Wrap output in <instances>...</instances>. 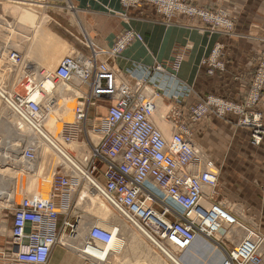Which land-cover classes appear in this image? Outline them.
<instances>
[{
    "label": "built area",
    "instance_id": "built-area-1",
    "mask_svg": "<svg viewBox=\"0 0 264 264\" xmlns=\"http://www.w3.org/2000/svg\"><path fill=\"white\" fill-rule=\"evenodd\" d=\"M13 1L39 4L45 0ZM142 3L154 5L157 13L167 17L175 13L186 17L198 16L224 33L234 31L232 18L222 8L206 11L189 5L185 0H120L124 9L136 8ZM141 38L129 28L108 50L92 49L91 55L73 53L64 56L51 74L56 81L74 83L72 85L77 90L74 121L63 125L62 141L69 143L83 135L89 143L86 127L102 129L103 136L97 146L91 147L95 148V153L90 156L93 160L100 158L103 165L97 170L91 157H84L86 166L91 161V166L86 168L88 174L76 176L62 169L56 170L48 198L28 196L12 206L11 247H5L0 241V257L8 258L15 243L13 259L17 264H46L62 232L68 229L72 235L77 226V221L70 218L60 222L61 215L67 216L66 209L61 210V199L72 189V182L77 188L86 179L91 188L129 224L145 235L144 230L148 231L155 239L152 243L161 251L163 248L185 250L196 236L213 240L224 230L245 228L236 216L213 198L218 191V177L207 167L205 157L193 144L191 129L179 122L167 141L152 123L151 98L143 96V90L147 89L145 81L136 79L129 82L119 76L115 67L98 58L100 54L114 57L129 42ZM220 53L221 45L218 44L202 63L223 69ZM13 56L14 52H11L10 58ZM179 61L178 55L173 68H178ZM259 68L244 100L205 96L190 108V120L197 122L209 111L221 118L232 115L238 126L251 129V142L258 144L264 127L261 114L254 105L258 103L264 83V60L260 61ZM153 69L163 71L161 64H155ZM151 94L153 97L155 93ZM15 103L16 112L27 124L42 119L40 101L16 94ZM98 107L105 108L106 113L88 124L89 109ZM171 116L177 120L180 117L175 109L171 110ZM24 157L26 160L34 159L32 147L24 150ZM245 230L248 231L247 228ZM112 236V232L96 224L91 225L85 241L75 251L98 263L106 261L109 250L102 249L100 245L108 244ZM261 243V238L255 240L247 234L230 250H224L220 264H264Z\"/></svg>",
    "mask_w": 264,
    "mask_h": 264
},
{
    "label": "crops",
    "instance_id": "crops-1",
    "mask_svg": "<svg viewBox=\"0 0 264 264\" xmlns=\"http://www.w3.org/2000/svg\"><path fill=\"white\" fill-rule=\"evenodd\" d=\"M186 1L205 8L224 9L233 20V34H225L219 29L201 30L203 24L199 19L191 20L183 15H175L165 22L152 5L143 3L136 8L124 9L120 0H50L52 10L49 15L71 51L86 56L91 55L92 49H108L126 29L132 28L140 34L141 40H132L118 55L100 54L98 58L115 67L119 76L129 82L145 81L146 87L155 93V109L163 117L164 114L167 116L163 124L168 127L167 136L173 135L179 122L185 123L191 129L192 142L205 157L207 167L213 172L217 169L221 174L219 189L232 202V213L245 227L264 226V192L261 190L264 186V137L260 144H253L250 129L238 126L232 115L221 118L208 112L197 122L189 118L190 108L208 94L234 101L245 99L254 69L260 60H264V0ZM68 5L71 7L67 8ZM217 44L221 45L225 70L209 75L201 62ZM178 55L180 61L175 69L173 62ZM25 64L18 63L22 67ZM155 64H161L163 71L154 70ZM256 108L264 123V91ZM172 109L178 111V120L170 116ZM5 111L2 106L0 133L4 134L6 126L1 129V125L6 123ZM105 113L103 107L90 108L87 121ZM86 128L93 130L90 126ZM13 139L17 143L25 142L23 137H0L2 150L12 149L8 145ZM11 160L6 162L13 164ZM243 236L238 232L236 241ZM0 241L5 243L2 230ZM215 242L208 241L209 244ZM224 249L229 248L219 249L222 256ZM10 250L8 258L0 257V264H17L13 259L16 250ZM46 264L99 263L71 248L55 245Z\"/></svg>",
    "mask_w": 264,
    "mask_h": 264
},
{
    "label": "rangeland",
    "instance_id": "rangeland-1",
    "mask_svg": "<svg viewBox=\"0 0 264 264\" xmlns=\"http://www.w3.org/2000/svg\"><path fill=\"white\" fill-rule=\"evenodd\" d=\"M186 2H188L189 5L196 6L197 8H200V9L206 10V11H214V10L219 9V7H213L212 6V7L205 8V7H201V6L195 5V4H193V3L189 2V1H186ZM42 4H45L46 7H44V9H41L42 10V11H40L41 13L40 12L39 13H37V12L33 13L32 14V19L31 18H21L20 19L21 24H23L24 26H29L28 23H30V22L34 23V28L33 29L31 28L30 30H28V32L31 33V34L28 35L29 38L27 37L26 39H23L20 42V47H19L20 50L18 51V49H19L18 46L13 45L14 47H11V48L7 47V51L4 53V56L6 55L5 57H7V56H10V53L13 51L14 52V56H15L14 58L17 57V58H19V60L17 59V60H13L12 61L11 59L7 60V58L3 59L2 57H0V84L2 86L6 87V89H12V86L14 85V82H15L16 78L19 76L20 71L23 72V71L32 70V68L30 69V67H29V65H31V63H36V66H38V68L40 67L38 70H40L42 68V63L43 62H45L47 60H50V58H52V60H55V58L57 57L56 60L53 61V63H54L53 68H52V71H53L54 68L56 67V65L58 64V62H59L61 57H63L64 55H67V54H69L71 52H75V51H71V48L63 40V37H61V34L57 33L58 30L56 28H59V27L58 26L56 28L54 27L55 26L54 22L52 21L50 15H49L51 10H52L49 7L51 5L50 0H45L44 2H42ZM144 4H149V3H144ZM22 5L30 6L32 4H28L27 3V4H22ZM33 5H35V4H33ZM149 5H152V4H149ZM152 6L155 9V6L154 5H152ZM70 7L71 6L69 5V8ZM13 8L14 7H13L12 4L7 3V1H5V0H0V27H1L0 30L2 29V30H5V31H8V33L6 34L8 39H6V37H5V39H2L3 42L0 41L3 44H4V42L5 43L8 42V40L10 42H12V40L16 41V39H17L15 34L13 33V31L14 32H17V31L16 30L11 31V27H9V25H8L10 22L13 21L12 18H11V17L14 16L13 12L15 10H17L15 8L14 9ZM158 14L162 17V19L165 22H168V20H170V18L173 17V16L167 17L166 15L160 14V13H158ZM175 15H182V14L175 13L174 16ZM187 18H189L191 20L199 19L200 22L203 24V26L201 27V30H207V31L212 32L215 29H217V28H215L213 26V24L211 22L203 20L202 18H200L198 16H196V17H187ZM11 25H12V23H11ZM126 30H124V31H126ZM225 34L230 35L229 33H225ZM232 34H233V32L231 33V35ZM12 38H14V39H12ZM56 49L57 50H61V52H60V54L58 56L56 55V57H54L55 55L53 53V50L57 51ZM213 49L214 48H212L210 50L209 54L205 57L206 59H208L210 57ZM205 58H203V59H205ZM219 59L222 60L223 63H224V67L221 70L220 69L218 70V69H216L214 67H209L207 63H206V65H204L201 62V64L205 67L207 74L212 75V74H214L215 71L223 72L225 70V62L221 58V53H220ZM20 61L26 62V64H25L26 66L25 67L19 66L18 63ZM260 61L258 62L257 66L254 69L253 78L256 77V75L258 73V69H260L259 68ZM209 70H211L210 73H209ZM37 72L40 73L43 76V74L41 72H39V71H37ZM253 78H252V80H253ZM34 82L37 83L36 81H34ZM57 83L60 84L61 82L57 81ZM251 83H252V81H251ZM251 83H250V85H251ZM72 84H74V83H69L67 85H69L70 87H74V85H72ZM14 87L15 86H13V88ZM55 91L56 90H54L52 88L51 91L45 92V93L49 94V95H47L45 97V99H47V97L50 96L51 98L50 97L49 98L51 100H55L56 97H57V93ZM263 91H264V83H263V85L261 87V95H260V97L258 99V103L261 100ZM67 94L69 95L71 93L69 92ZM209 95L215 96L214 94H208L206 96H209ZM71 98L73 99L72 100L73 102H71V104L69 106V113H70L69 114V119H66L65 121L64 120L62 121V119H60L59 114L56 112L57 109L56 110H55V108L53 109V107H55L56 105L55 106L53 105V107L51 108V110L52 109L53 110L52 111L49 110V112L47 110V109H49V106L43 105L45 113H47V112L50 113L51 117L55 116L54 117L55 119L53 117L51 118V121L52 122L54 121L53 122L54 124H52V126H53L52 128H53V130H55V132H58V135H60V130H61V128L63 127V125L65 123H70V122L73 121V108H74L75 104H77V102H76L75 95H74V97L72 95ZM74 98H75V100H74ZM50 102H52L51 105H50V107H51L54 102L53 101H50ZM50 102H49V104H50ZM258 103L254 105V109L255 110H257L256 106L258 105ZM0 105H1V107L3 106L5 108L4 110H6L5 111V114H6L5 116L6 117H4L5 118L4 121L7 122L8 125H10V123L12 124V118L14 117V114L11 111L9 112L8 108H6L4 104L2 105V103H0ZM1 107H0V109H1ZM209 112L212 113V111H209ZM258 112L261 114L260 111H258ZM98 116L99 115H97V116L95 115L94 118H89L90 120L87 121V122L91 123ZM164 117L167 118L166 114H164ZM261 117H262V114H261ZM48 123H50V121H48ZM46 124L47 123H42V126H41L42 129L46 130ZM57 124H58V126H57ZM3 125L4 124L1 125V129H2ZM8 125L6 127L5 134L4 133H0V137L9 138V137L15 136L14 133H12L10 131V127ZM262 125L264 127L263 120H262ZM21 131L24 132V136H25L26 135L25 134L26 130H23V128H20L19 132H21ZM250 132H251V129H250ZM31 133H32L31 135L33 136V132L32 131H31ZM56 134L57 133H55V135L53 134L54 135V139L56 140V142H59V141L62 142L61 145H63L62 139L58 138V136H56ZM250 136H251V133H250ZM15 137L17 138V136H15ZM59 137H61V136H59ZM263 137H264V132H263L261 141H262ZM83 138H84V136L81 135L78 138V140H76V144H80L83 141ZM250 140H251V137H250ZM261 141L258 144H260ZM31 142H33V141H31ZM97 142H99V141H97ZM12 143L15 145V149H16V143L17 142L13 141ZM33 143H35V142H33ZM33 143H29L27 146H33ZM41 143H39L37 141V143L35 145L36 146V150H38V148L40 147L39 150L36 151V153H35L36 154V159L40 161V163H39L40 172H39V168H38L37 171H35L33 174L32 173H27V172L19 170V169H14L12 172H11V170L10 171L8 170V171H3V172L0 173V177L2 178L1 181H3V183L0 184V190L4 191L3 195H5V193L8 192V194L11 195L10 197H12L11 202L2 201L3 204H1V206H0V231L1 230L3 231V236L5 238V243H4L5 247H7L8 243L11 242V240H12V238L10 236V221H11L10 212H12V211H10L8 209H10L12 206L18 204L21 201V199L24 198V197L31 196V195H34V194H39V195H44V193L45 194H48V193L50 194V192H51V184H52V180H53V174L56 172V169L57 170L58 169L59 170L62 169V171L75 174V172H73L74 170H73V168L71 166L59 165V164H57V162L55 163L53 157L55 156L54 158L57 161V159H58L57 156L55 154L52 155L53 151L51 150L50 146H47V144H45V143L43 144L42 143L43 147H41V145H42ZM19 144H21V143H19ZM92 146H93V144H92ZM13 149L14 148H12L10 150L8 149V150H5V151H11L12 152ZM40 149H42V150L40 151ZM77 149L74 150L71 155H72V157L75 158V160L77 162H79V164L86 171V168L91 166V161H90L89 166H88V164L86 166V163L83 161V158L84 157H89L90 154H92L91 147L88 149V151H90L89 152L90 154H88V155L83 154L82 152H80ZM0 150H2L1 143H0ZM43 150H44V152H43ZM48 153L50 154V156H48L49 155ZM10 155L14 156V151L12 153H10ZM19 156H21V152H20V154L18 155L17 158H13V162L15 161L13 164H15V166L16 165L18 166V164H20ZM45 156L47 157L46 159H45ZM90 160L93 161L92 165H93V163H95V165L97 167V170L100 169L102 167V165H103L102 161L100 160V158H94V160H93V156H92ZM52 165L56 167L55 171L52 170V169H54L52 167ZM49 166H51L52 168H50L48 170L47 168ZM5 173H6V175H5ZM214 173L218 177V191H217V194H215L213 198H215L219 203H221L223 205V207H225L228 211H230L232 213V211L230 210L232 202L230 200H228L227 197L223 196L221 194L220 189H219V178H220L221 174H219L217 169H216V172H214ZM79 174L80 173L76 172L75 175L76 176L77 175L80 176ZM28 182L31 185H32L33 182L34 183H38V189H40V190L37 191V193L32 192V190L30 189L31 187H29V189L27 188L28 187V185H27ZM74 184L75 183L72 182V186H73L72 189L69 190V193H67V195H64L63 198L61 199V206H60L61 210H65L66 209L67 216L65 217L64 214L61 215L60 216V222L62 223V221L67 220V219L70 218L71 220L77 221V225L81 226L84 223L93 222L94 220H96L98 215H96V213L93 210V205H92V203L89 200V196H87V198L84 197L82 200L80 199L81 196H79L82 191H84V190L86 191L87 190V192H88V190H91L90 189L91 186H90L89 183H87V180L81 181V184L77 188L74 186ZM153 190H154L155 193H157V194L159 193V191L154 186H153ZM261 190L264 192V186H262ZM49 194H48V196H49ZM98 197H101V199L104 200V198H102V196H100V194H99ZM44 198H46V197H44ZM69 199H70V203L68 204ZM1 200H6V198L4 197ZM104 201H105V203H107L106 200H104ZM107 205H109V204L107 203ZM244 214H245V210L242 211V215H244ZM108 216H109L108 218H110L109 220L111 222L112 221L116 222V223L118 222V224H120L122 226V228L125 229V231H124L125 234L124 235L128 239H129V236L131 237V235L135 236L136 238L134 237V239H133L134 240L133 242H135L134 245L127 247L124 250V253H123L122 257L118 256V258H116V259L114 258L109 263H105V264H172V263H170L168 261L169 259L165 256V254L160 249H157V246H155L145 236H143L142 233H140V231H138V229H136L134 226L129 224L120 213H118L117 211L114 210V208H112V207L110 208V215H108ZM239 222L241 223V221H239ZM245 228H247L251 232V234H252L251 237H253V239L256 240V238H258V237L262 239L260 250L263 253V258H264V226L256 224V225H254L252 227H245ZM238 229L239 228H230V229L224 230L221 234H217L215 236V238H213V240H216L218 243L217 242H215L216 244L211 243V245L212 246H214V245L217 246L218 249H220V250H221V247H223V248L227 247V248L231 249L235 244H237L236 237H237ZM86 231H87V228L85 229V234H86ZM239 231L242 232V236L243 235L245 236V232H244L243 229H241ZM81 232H82V230H81ZM70 234L71 233L68 232V229H66L65 231L62 232L61 238L64 237V238L67 239L68 236H70ZM83 236H81V237H83ZM195 239L196 240H200V241H205V238L202 237V236H196ZM240 240H241V237H240ZM207 241H209V240H207ZM57 246H61V247L70 249L69 247L64 246L61 243V240L58 242ZM16 247L17 246L14 243L12 245V250H16ZM71 250H73V249H71ZM170 251H171V253L175 252V254H178V255H180L182 253V252H180L178 250H174V249H170ZM220 258L221 259H218L217 264H219V262L223 259V256L221 255ZM198 259L199 260L194 258L193 260H191V264H198V262L201 261L200 258H198Z\"/></svg>",
    "mask_w": 264,
    "mask_h": 264
},
{
    "label": "bare ground",
    "instance_id": "bare-ground-1",
    "mask_svg": "<svg viewBox=\"0 0 264 264\" xmlns=\"http://www.w3.org/2000/svg\"><path fill=\"white\" fill-rule=\"evenodd\" d=\"M5 1H7V3H9V4H12L13 7L15 9H17V10H15L13 12L14 16L11 17L13 21L8 24L9 27H11V31H13V30L17 31V32L13 31V33L15 34V36L17 38L16 41L12 40V42H10L8 40V42H6V43L4 42V44H3L2 43L3 42L2 39H5V37H6V39H8L7 36H6L8 31L2 30V29L0 30V41H2V42H0V44L2 43L1 45L3 46L2 47L0 45V57H2L3 59L7 58V60H9V59H11L10 56H7V57H5L6 55L4 56V53L7 51V47L11 48V47H14L13 45H16L19 48L20 47V42L23 39H26L29 34H31V33L28 32V30H30L31 28L32 29L34 28V23L30 22V23H28L29 26H24L23 24H21L20 19L21 18H31L32 19V14L35 13V12L39 13L40 11H42L41 9H44V7H46V5L42 4V3H39V4H35V5L32 4L30 6H24L22 4H27V3H21V2H17V1H13V0H5ZM68 6H67V8H69ZM11 23H12V25H11ZM12 39H14V38H12ZM108 49H105V50H108ZM19 50H20V48L18 49V51ZM60 52H61V50H57V51L53 50V53L55 55L54 57H56V55L58 56L60 54ZM73 53H78V52H76V51L75 52H71V53H69L67 55H64V56H69V55H72ZM81 54L84 55L83 53H81ZM14 57L15 56L12 57V59H11L12 61L18 59L17 57L16 58H14ZM63 57L60 58L59 62L61 61V59ZM56 58H55V60H56ZM55 60H52V58H50V60H47V61L43 62L42 63V68L40 70H38L40 67L38 68V66H36V63H31V65H29V67H30V69L32 68V70L23 71V72L20 71V74L16 78V80L14 82V85H13L15 87L13 88V86H12V89H6V87H4V86H2L0 84V103L4 104L5 107L8 108V111L9 112L11 111L14 114V117L12 118V124L10 123V125H8L7 122L6 123L2 122V124H4L2 129L5 128V126L7 127V125H8L10 127V131L12 133H14L15 136H17L19 138L23 137L24 138L23 140L25 141L24 143H21V144L16 143V149H15V145L13 143L8 145V146L12 145V148H14L13 149L14 156L10 155V153H12L13 151L12 152L11 151H5L4 152L3 150H0V172L8 171V170L9 171L11 170V172H12L14 169H19V170L25 171L27 173H34L35 171H37V169L39 168L40 161L36 159V154L35 153H36V151L39 150L40 147L38 148V150H36V146L35 145H36V143L38 141L39 143L42 142L43 144L45 143V144H47V146H50L51 150L53 151L52 155L55 154L57 156V158H58L57 161H56L55 158H54L55 156L53 157L55 163L57 162V164H59V165L71 166L73 168V170H74V171L73 170L72 171L75 172V174H76V172L80 173L79 175L87 174V172L83 169V167L79 164V162H77L75 160V158L72 157L71 154L77 148H78L77 150H79L83 154H86V155L90 154L89 153L90 151H88V149L90 147L96 146L97 143H99L97 141H99L102 138L103 130L102 129H99V130L93 129V130H89L88 131L87 128H86V130L88 131V136L87 137H89L88 138L89 143H92L93 146H91L92 144L88 143L86 137L83 138V141L80 144H76V140H73V141H71L69 143L63 142V145H61L62 142H60V141H59L60 143L56 142V140L54 139L55 133H57L56 136H58V138H61V137H59L60 135H58V132H55V130H53L52 124H54L53 123L54 121L53 122L51 121V118L53 116L51 117L50 113H48V112H49V110H51L53 105L54 106L56 105L55 107H53V109L54 108H55V110L57 109L56 112L59 114L60 119H62V121L63 120L65 121L66 119H69V114H70L69 113V106H70L71 102H73L72 101L73 99L71 98V96L73 95V97H74V95L77 94V90L75 89V87H70L66 83H62L61 82L60 84H58L56 80L52 79L51 74L56 69L57 65L59 64V62H58V64L56 65V67L52 71V68H53V65H54L53 61H55ZM37 71L41 72L43 74V76L40 73H38ZM34 81H36L37 83H35ZM52 88L54 90H56L55 91L57 93L56 99L55 100H51L50 96H49L50 98L47 97V99H45V97L47 95H49L48 93H45V92L51 91ZM69 92L71 94L68 95L67 93H69ZM151 92H152V90L149 89V87H147L146 90H143V96L145 98H151V103H152V106H153V112H152V116H151L152 123L154 125L155 124L157 125V127H158V129H160L159 131L162 133L163 137L167 141H169L168 139L171 138L172 135L170 137L167 136L168 127L163 125L164 124L163 115L159 114L158 110L155 109V107H156L155 104H154L155 103V97H154L155 94L152 97ZM16 94L25 95L26 97H29L31 99L38 100V101H40V104L42 106L43 105L49 106V109H47L48 112L45 113L43 108H42V112L40 113V114H42L41 115L42 119L39 122L31 121L30 124H27L23 120L21 115H19V113H17L16 110H15V107H16L15 96H16ZM74 100H75V98H74ZM50 101L54 102L51 107H50V105H51L52 102H50ZM49 102H50V104H49ZM76 105L77 104H75L74 108L76 107ZM0 107H1V105H0ZM74 108H73V121H74ZM170 116H171V112H170ZM154 118H156L157 120H154ZM48 121H50V123H48ZM156 121L157 122L160 121L162 123H160L158 125ZM72 122H70V123H72ZM42 123H47L46 124V130L42 129V127H41ZM58 124H57V126H58ZM20 128H23V130H26L25 134L27 136L26 135L24 136L23 134H21V132H19ZM62 128H61V130H62ZM61 130H60V133H61ZM31 131L33 132V136L31 135L32 134ZM13 141H14V139H13ZM13 141H10V142H13ZM31 141H33L35 143H33ZM29 143H33V146L35 148L33 146H27ZM43 144L41 145V147H43ZM5 146H6V144H5ZM8 146H6V147H8ZM28 147H32L33 150H34V156L35 157H34L33 160H26V158L24 157V150L27 149ZM41 150L42 149H40V151ZM91 150H92L91 151L92 153L93 152L95 153V148H91ZM20 152H21V156H19V158H20L19 160H20V165H21L22 168L18 167L17 165L15 166V164H11L10 161H9L10 163L6 162L7 159L9 160V159L17 158L18 155L20 154ZM43 152H44V150H43ZM46 156H45V159L47 158ZM48 156H50V154ZM52 167H53V165H52ZM52 170H54V169H52ZM39 172H40V168H39ZM6 173H5V175H6ZM1 180H2V178L0 179V184L3 183V181H1ZM29 182L27 184L28 185L27 188L29 189V187H31L30 189L32 190V192L37 193V191L40 190V189H38V183H34L33 182L32 185H31ZM87 183H89L88 180H87ZM90 189L91 190H88V192H87V190L86 191L85 190L82 191L81 194L79 193L80 194L79 196H81L80 197L81 200L84 197L87 198V196H89V200H90V202L93 205V210L96 213V215H98V217L96 218V220H94L91 223H84L81 226L77 225L76 229L74 231V234L68 236L67 239L63 237L60 240H61V243L64 246H67V247L75 250L76 248H79V246L85 241L86 236L88 234L87 231L89 230L91 225L96 224V225H98V226H100V227L112 232L113 236H112L111 241L108 244L100 245V247L102 249H105L107 251L109 250V252H108V257H107L108 260L106 259V261L100 262L99 264H102V263H105V262L109 263L112 259L118 258V256L122 257L123 253H124V250L127 247L134 245L135 242H133L134 241L133 239H134L135 236L131 235V237L129 236V239H128L124 235L125 234L124 233L125 229H123L122 226L120 224H118V222L117 223L113 222V221L111 222L109 220L110 218H108L109 217L108 215H110V208L111 207L109 205H107V203H105V201L103 199H101V197H98L99 196L98 192H97L98 193L97 194L91 187H90ZM3 194H4V191L0 190V206H1V204H3L2 201L11 202V200H12V197H10L11 195H9L8 192H6L5 195H3ZM48 194L44 193V195H40V196L42 198H44V197L48 198ZM34 195H39V194H34ZM34 195H31V196H34ZM4 197L6 198V200H1ZM86 228H87V231H86V234H85V229ZM241 229L244 230L245 236H247V234L248 235H252L249 230L248 231L245 230L246 228L239 227L237 232H240L239 230H241ZM81 230H82V232H81ZM144 231H145L146 235L143 234L141 231H140V233H142V235L145 236L149 241H151V242H153V240L155 241V239L152 238V235L150 233H148V231H146V230H144ZM81 236H83V237H81ZM205 240L214 241V240L209 239V238H206ZM162 252L169 259L168 261L170 263H172V264H191V260H193L194 258H196L197 260H199L198 258L201 259V261L198 262V264H217L218 259H221L220 258L221 257V252H220V250L218 249L217 246H215V245L212 246L211 244L208 243V241H200V240H196V239H194V241L192 242L191 246H189L187 249L180 250V252H182L180 255L175 254V252L171 253L170 249H166V248H163ZM221 261L219 262V264L221 263Z\"/></svg>",
    "mask_w": 264,
    "mask_h": 264
}]
</instances>
